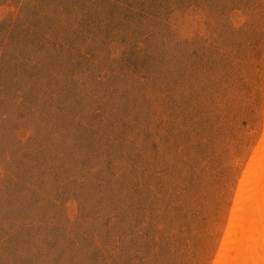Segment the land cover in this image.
Masks as SVG:
<instances>
[{
  "label": "rangeland",
  "instance_id": "rangeland-1",
  "mask_svg": "<svg viewBox=\"0 0 264 264\" xmlns=\"http://www.w3.org/2000/svg\"><path fill=\"white\" fill-rule=\"evenodd\" d=\"M264 140V0H0V264H217Z\"/></svg>",
  "mask_w": 264,
  "mask_h": 264
},
{
  "label": "bare ground",
  "instance_id": "bare-ground-1",
  "mask_svg": "<svg viewBox=\"0 0 264 264\" xmlns=\"http://www.w3.org/2000/svg\"><path fill=\"white\" fill-rule=\"evenodd\" d=\"M217 264H264V140L242 181Z\"/></svg>",
  "mask_w": 264,
  "mask_h": 264
}]
</instances>
